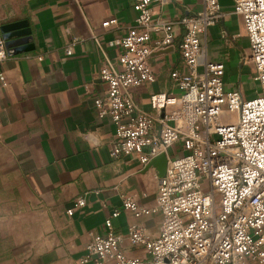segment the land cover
Returning <instances> with one entry per match:
<instances>
[{
	"label": "crops",
	"instance_id": "crops-1",
	"mask_svg": "<svg viewBox=\"0 0 264 264\" xmlns=\"http://www.w3.org/2000/svg\"><path fill=\"white\" fill-rule=\"evenodd\" d=\"M219 3L221 22L199 33L205 60L224 64L227 91L239 90L251 99L257 88H247L255 82L242 64L249 51L243 22L233 13L234 0ZM202 9V0H173L153 12L176 21ZM135 17L131 0H0V37L11 24L30 31L24 51L15 53V48L0 63L6 80V86L0 82V264H80L87 234L101 233L114 210L120 211L113 220L117 234L125 236L129 226L137 225L151 238L158 235V214L135 218L121 210L123 196L154 207L157 169L142 166L136 155L110 157L115 127L97 117L93 104L106 91L99 78L105 59L119 68L120 50L105 44L124 37ZM109 20L116 24L101 28ZM175 33L171 47L150 56L154 82L131 92L146 112L151 113V94L179 93L170 77L184 70L179 26ZM179 152L175 144L168 156ZM79 197L85 206L68 216ZM122 250L128 257L146 258L142 248L126 240Z\"/></svg>",
	"mask_w": 264,
	"mask_h": 264
},
{
	"label": "built area",
	"instance_id": "built-area-1",
	"mask_svg": "<svg viewBox=\"0 0 264 264\" xmlns=\"http://www.w3.org/2000/svg\"><path fill=\"white\" fill-rule=\"evenodd\" d=\"M131 1L134 25L124 37L105 44L120 50L119 68L105 59L99 78L106 91L93 104L97 117L115 127L111 158L136 155L148 166L166 156L165 174L155 177L154 207L144 208L130 196L122 197L121 206L135 218L158 214L161 223L155 238L137 225L119 235L113 220L120 211L114 210L101 233L87 234L80 264H264V0H234L233 13L242 19L249 45L242 64L259 86L251 99L239 90H225L224 64L205 60L199 33L221 22L219 0H202L200 13L176 21L156 18L153 12L154 6L173 0ZM115 24L105 21L101 28ZM178 26L184 70L170 77L179 93L151 94V113L146 112L131 92L154 82L150 56L173 45ZM95 41L103 52L100 40ZM66 55H71L70 47ZM6 57L0 37V63ZM0 82L6 86L3 76ZM175 144L187 154L170 158L168 150ZM84 206V197L76 198L66 214ZM125 240L142 248L146 258L126 256Z\"/></svg>",
	"mask_w": 264,
	"mask_h": 264
},
{
	"label": "water",
	"instance_id": "water-1",
	"mask_svg": "<svg viewBox=\"0 0 264 264\" xmlns=\"http://www.w3.org/2000/svg\"><path fill=\"white\" fill-rule=\"evenodd\" d=\"M20 28L21 25L19 24H11L2 28L7 54H11L12 52L10 51H13L15 48L17 49L15 53L23 52L24 50L20 49L30 40V31L22 32ZM167 163L166 156L160 155L150 162V166H154L157 169L158 176L162 177L165 174Z\"/></svg>",
	"mask_w": 264,
	"mask_h": 264
},
{
	"label": "rangeland",
	"instance_id": "rangeland-1",
	"mask_svg": "<svg viewBox=\"0 0 264 264\" xmlns=\"http://www.w3.org/2000/svg\"><path fill=\"white\" fill-rule=\"evenodd\" d=\"M248 48H249V47H248ZM253 85L257 88L256 91H259L258 83L250 82V83H248L247 88H249L250 90H253ZM224 89L227 90L226 85H225ZM255 95H256V93L254 94V96H255ZM185 154H187V152H183V151H182V152H179V156H183V155H185Z\"/></svg>",
	"mask_w": 264,
	"mask_h": 264
}]
</instances>
